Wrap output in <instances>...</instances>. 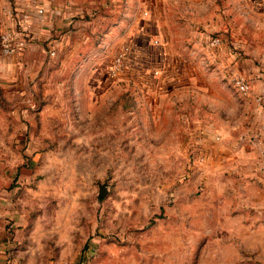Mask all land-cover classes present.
I'll use <instances>...</instances> for the list:
<instances>
[{
    "label": "rangeland",
    "instance_id": "rangeland-1",
    "mask_svg": "<svg viewBox=\"0 0 264 264\" xmlns=\"http://www.w3.org/2000/svg\"><path fill=\"white\" fill-rule=\"evenodd\" d=\"M52 4L0 0V34L26 11L39 25L32 50L0 49V264H217L198 251L217 221L200 167L210 141L240 135L204 130L226 99L240 108L229 76L158 68L148 91L100 88L75 75L82 52L56 60ZM210 11L224 27L202 32L223 46L264 45L256 2L211 0Z\"/></svg>",
    "mask_w": 264,
    "mask_h": 264
},
{
    "label": "crops",
    "instance_id": "crops-1",
    "mask_svg": "<svg viewBox=\"0 0 264 264\" xmlns=\"http://www.w3.org/2000/svg\"><path fill=\"white\" fill-rule=\"evenodd\" d=\"M52 1L56 60L66 63L82 52L75 75L90 76L100 88L112 81L144 92L153 85L158 68L162 76L175 69L195 78L207 65L208 76L228 75L231 86L234 75L248 81L247 94L236 90L240 108L232 107L233 97L226 99L221 119L209 121L204 129L208 134L240 135L231 146L210 141L205 151L201 184L213 199L217 221L211 225L215 235L202 238L198 251L211 254L217 264H264V45L251 50L243 46L242 54L223 44L207 46L202 30L222 26L218 14L210 11L211 0ZM247 2L259 6L257 30L264 43V0ZM26 24L37 36L38 23ZM31 42L21 54L33 49ZM121 52L125 57L116 70Z\"/></svg>",
    "mask_w": 264,
    "mask_h": 264
},
{
    "label": "built area",
    "instance_id": "built-area-1",
    "mask_svg": "<svg viewBox=\"0 0 264 264\" xmlns=\"http://www.w3.org/2000/svg\"><path fill=\"white\" fill-rule=\"evenodd\" d=\"M42 8H38L35 12L41 14ZM30 12L26 11L22 15V22L20 24L21 29L18 30H5L0 34V49L4 55H12L17 53L28 46L32 40V36L28 31L27 21L30 17ZM204 42L210 48H216L221 45V38L219 36H212L210 34H204ZM54 54V51H51ZM125 56V52H121L115 59V69L118 70L121 66L122 59ZM232 86L240 93L247 94L250 91V85L248 81L240 75H234L231 79ZM260 100V98H258Z\"/></svg>",
    "mask_w": 264,
    "mask_h": 264
},
{
    "label": "water",
    "instance_id": "water-1",
    "mask_svg": "<svg viewBox=\"0 0 264 264\" xmlns=\"http://www.w3.org/2000/svg\"><path fill=\"white\" fill-rule=\"evenodd\" d=\"M99 194L100 196H104L105 195V192H106V188H105V184H100L99 185Z\"/></svg>",
    "mask_w": 264,
    "mask_h": 264
}]
</instances>
